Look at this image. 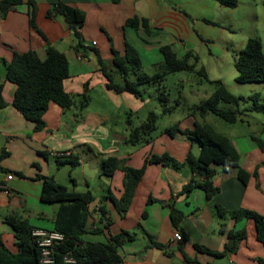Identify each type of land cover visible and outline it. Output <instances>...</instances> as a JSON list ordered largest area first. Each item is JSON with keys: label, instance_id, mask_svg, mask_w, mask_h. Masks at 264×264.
I'll use <instances>...</instances> for the list:
<instances>
[{"label": "crops", "instance_id": "1", "mask_svg": "<svg viewBox=\"0 0 264 264\" xmlns=\"http://www.w3.org/2000/svg\"><path fill=\"white\" fill-rule=\"evenodd\" d=\"M27 1L11 8L4 17L0 15V84L7 102L0 107V154L4 152L0 159V179L14 174L9 181L10 193L0 191V242L11 251H18L14 230L7 222L10 216L27 218L35 229L54 228L59 203L41 200L39 175H44L52 176L69 190L92 195L87 232L83 235L85 241L109 242L111 235L122 230L134 234V238L118 247L121 264H264V243L257 237L254 219L235 220L229 215H219L215 209L219 204L226 210L246 208L264 216V113L245 111L241 120L232 123L234 127L228 137L240 154V166L250 177L244 183L237 170L223 172L221 166H216L214 183L219 191L211 199L197 186L188 195L182 192L194 175L188 166L176 169L155 162L147 165L128 210L120 214L110 195L121 197L124 171L117 169L114 175L108 176L101 168L102 157L109 155L118 156L126 165L137 168L151 153H168L178 161H183L189 151L198 155L201 149L198 141L181 131L171 135L166 129L176 123L181 129H193L195 120H201L184 117L165 125L164 130L142 146L138 145L139 140L130 142L129 134L135 127L128 116L138 107V97L108 86L99 57L114 82L123 83L113 62V49L124 55L127 42L138 50L142 70L162 63V45H171L179 56L189 50L198 54V48L206 47L210 37L203 26L216 23L209 17L224 15L226 6L217 0H62L86 13L80 29L83 42L78 45L63 16H47L48 9L57 0H33L37 6V27L30 25ZM259 2L264 4V0ZM135 16L148 19L149 31L126 25V20ZM249 37L260 38L264 50V36ZM244 41L241 38L235 46V55L245 45ZM48 44L68 58L70 75L64 80V89L73 96L86 91L89 100L84 108L75 99L69 108L51 101L44 114L46 126L36 131L34 124L13 106L16 85L5 79V69L14 52L35 50L40 58H45ZM228 51L226 47L223 52ZM222 81L235 95L258 93L264 100V82ZM96 87L101 91L94 95ZM248 105L241 104V108ZM170 110H174L173 106ZM238 129L243 132L236 133ZM52 152L60 153L61 157L77 156L78 163L73 166L67 161L58 165L59 156H52ZM150 197L154 200L149 201ZM171 205L185 214L181 225L188 234L187 239H174L177 229L171 222ZM221 225L225 226L224 232L219 231ZM96 228L101 231H94ZM230 230L246 231L235 251L215 256L196 249L195 243H198L213 252H222ZM148 233L163 248L150 245Z\"/></svg>", "mask_w": 264, "mask_h": 264}, {"label": "trees", "instance_id": "2", "mask_svg": "<svg viewBox=\"0 0 264 264\" xmlns=\"http://www.w3.org/2000/svg\"><path fill=\"white\" fill-rule=\"evenodd\" d=\"M221 5L234 8L239 0H217ZM23 0H0V15L4 17L14 6L22 3ZM29 10V22L33 27H37L35 16L37 11L36 3L33 0L27 1ZM55 14L63 16L68 25L72 28L78 45H82L83 36L80 29L86 20V13L78 7L72 6L57 0L52 3L47 11L48 17ZM126 25L138 29L140 26L149 31V21L146 18L137 16L126 20ZM163 61L158 65L159 70L154 74L141 72L142 61L138 50L130 43H126L124 55L113 49V62L118 67L119 73L123 77V83H116L111 73L107 70L106 64L101 57L99 62L102 72L108 78V86L117 92L127 91L137 97L143 96L145 84H156L159 86V96L164 112L169 110L167 106L168 93L161 87L163 80L168 73L189 70L196 71L205 80L215 85L214 91L199 104L193 106L194 113L199 111L201 116L208 111L213 112L225 121L234 123L242 119L245 111H255L264 113V100H261L258 93L249 96L235 95L220 79H210L203 66L197 69L199 55L191 50L179 56L174 48L167 44L160 46ZM234 66L237 70L236 80L238 82H264V50L263 44L258 37H249L245 45L239 50L234 58ZM70 75L69 61L67 56L47 45L46 57L40 58L35 50L25 52H14L10 61L6 62L5 79L16 85L13 98V106L23 114V116L34 124V130H42L46 126L44 114L51 101L56 102L63 108H69L74 104V96L64 89V80ZM3 84H0V107L7 105L2 96ZM88 95H82V108L88 103ZM249 103L245 108L241 104ZM157 128V114L154 111L148 113L146 121L131 130L129 141L135 142L141 138V131L151 134ZM173 135L181 131L190 136L192 140L199 142L201 149L198 155L189 151L183 161L170 156L168 153L149 154L141 167L126 165L123 159L118 156H103L101 159L102 172L108 176L114 175L117 169L124 171L123 193L120 198L110 195L111 200L116 205L120 214H125L134 196L136 187L140 182L146 167L150 163L161 162L176 169L188 166L194 173L191 180L184 185L182 192L188 195L194 187H201L207 199H211L218 191L219 187L214 183V176L217 173L216 166H221L223 172L237 170L238 177L246 183L250 173L240 166V154L231 139L214 129L212 125L205 121L195 120L193 129H181L179 123L166 129ZM151 136L146 139L150 142ZM4 152L0 154V159ZM65 160V161H63ZM58 165L70 162L73 166L78 163L77 156L57 157ZM1 169V167H0ZM42 179L41 200L44 202L59 203V207L54 220V228L66 235L54 253L56 264H121L122 259L118 254V247L125 240L134 238V234L129 230H122L118 234L111 235L109 242L85 241L83 235L87 232L89 219V203L92 195L86 192L69 190L65 185L58 183L52 176L39 175ZM201 178V179H199ZM154 200L152 197L149 201ZM216 212L221 215H229L235 220L242 218H253L257 227V237L264 243V216L256 211L239 208L236 210H226L221 205H215ZM185 214L175 205L170 206V217L173 226L178 229L183 239L188 238L181 221ZM7 222L12 226L17 252L9 250L0 242V264H41L40 248L37 238L33 235L35 229L27 218L20 216H10ZM100 232L101 229H94ZM220 232L225 231V226L221 225ZM150 245L163 248V245L155 240L150 233ZM246 231H233L228 233L229 240L225 244L222 252H213L209 248L195 243L197 250L208 251L215 256H223L233 252L238 248V242L245 238ZM70 254L75 258V262H66L64 256Z\"/></svg>", "mask_w": 264, "mask_h": 264}, {"label": "rangeland", "instance_id": "3", "mask_svg": "<svg viewBox=\"0 0 264 264\" xmlns=\"http://www.w3.org/2000/svg\"><path fill=\"white\" fill-rule=\"evenodd\" d=\"M259 1L239 0L236 7H226L224 15L216 17L215 19L209 17L211 20H216V23L203 26V29L206 30L210 37L206 41V47L198 48L199 62L197 69L203 66L210 79L223 78L229 83L237 81L233 77L237 73L233 64L234 57L236 56L235 46H238L241 38H244L246 41L248 36L251 35L257 36L260 34L262 37L264 36V4ZM203 29L199 28L198 31L203 33ZM226 47L229 51L223 52L226 50ZM209 49L211 53L208 52ZM158 70V65H155L152 67L147 66L141 72L153 74ZM117 80H120L118 76ZM161 87L167 90V105L169 107L173 106L174 110L164 112L158 99L159 86L153 83L143 85L141 87L143 89V96L137 99L138 107L131 111L133 113L128 117L131 118L132 124L136 128L146 121L149 111H154L157 114V128L152 131L153 133L151 132V135L141 131V138L138 141V145L142 146L146 144V138L150 136L155 137L161 130H164L165 125H172L176 120L184 117H195L201 121L208 122L219 132L227 136L232 132L233 128L231 127H234L232 126L233 124L223 120L213 112L208 111L207 116L204 118L199 111L193 112V106L207 98L215 89L213 83L205 80L196 71L180 70L168 73ZM100 91V87H96L93 94L97 95ZM84 93L86 91L80 94H74V99L77 100L78 104ZM123 116L124 114H122L121 119ZM121 119L118 118V123L121 122ZM237 124L242 125L239 122ZM236 131V133L243 132L241 129Z\"/></svg>", "mask_w": 264, "mask_h": 264}, {"label": "built area", "instance_id": "4", "mask_svg": "<svg viewBox=\"0 0 264 264\" xmlns=\"http://www.w3.org/2000/svg\"><path fill=\"white\" fill-rule=\"evenodd\" d=\"M94 44L96 42L94 41ZM52 156H59L60 153L52 152ZM14 178V174H6L3 179H0V191L5 193H10L9 181ZM33 235L37 238V243L40 248V263L41 264H56V259L54 253L56 251V247L65 240L66 235L56 229H43L37 228L33 230ZM174 239L182 240L183 236L182 233L177 229L175 230ZM64 260L66 262H75V258L70 255L66 254L64 256Z\"/></svg>", "mask_w": 264, "mask_h": 264}]
</instances>
